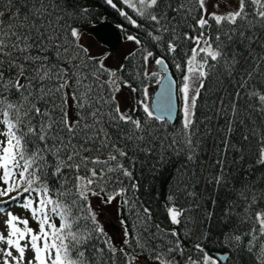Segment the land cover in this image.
Wrapping results in <instances>:
<instances>
[{
  "label": "snow or ice",
  "instance_id": "obj_1",
  "mask_svg": "<svg viewBox=\"0 0 264 264\" xmlns=\"http://www.w3.org/2000/svg\"><path fill=\"white\" fill-rule=\"evenodd\" d=\"M103 3L138 30L117 25L138 46L125 57L131 69L109 68L107 55L80 43L92 14L87 0H0V264H264V0H225L232 10L224 13L217 0ZM213 77L220 87L205 106L216 109L217 132L224 121L227 135L217 143L206 127L208 155L198 125L214 117L197 119V109ZM153 80L160 91L149 104ZM122 87L143 99L121 110ZM175 100L180 124L171 127ZM137 167L153 175L172 168L165 208L173 225L200 207L201 182L205 192L213 186L212 204L222 208L212 254L207 230L189 248L175 229L154 222L138 195ZM181 195L193 198L188 209L177 208ZM90 197L102 204L119 197L127 210L132 223L120 220L119 247Z\"/></svg>",
  "mask_w": 264,
  "mask_h": 264
},
{
  "label": "trees",
  "instance_id": "obj_2",
  "mask_svg": "<svg viewBox=\"0 0 264 264\" xmlns=\"http://www.w3.org/2000/svg\"><path fill=\"white\" fill-rule=\"evenodd\" d=\"M87 3L92 7V14L88 19V22L85 25V28L88 29V27L92 26L95 23H98L103 20L111 21L114 25H123V28L127 30L130 34H137L138 30L133 28L130 24L127 23L122 17L119 16V14L113 10L110 6L103 3V0H87ZM114 3H117L118 7H123L119 0H114ZM125 11H128L130 15H134L131 13V10L125 8ZM134 18H137L134 16ZM139 19V18H137ZM122 35H125L124 31H122L121 28H119ZM145 43L148 44V41L145 40ZM149 47H151L150 44H148ZM138 46H136L134 49H132L129 53L137 51ZM127 53L123 60L122 64H124L127 68L131 69L132 65L129 64V62L125 59L129 55ZM140 61L139 53H137V57L133 60V64H136ZM169 71L172 75V77L179 83L180 81V73L177 72V70L169 63ZM127 78V73L124 74ZM133 86H138L139 82L135 80L134 78L130 81ZM147 83V81H146ZM156 86V84H155ZM206 87L209 89L208 91L204 92L202 95V98L198 101V109H197V119L203 118L205 115H211L214 118L208 122L207 125L201 124L198 125L200 127V131L202 135H205L206 137V147L205 151L208 153V155L212 154L213 147H212V140L210 138H207L206 133V127L211 128V136L215 137L217 143H219L220 140H222L226 135L227 132L225 129V122L221 121V131L217 132V112L216 109L211 108V105L205 106L206 100H211L215 98V90L220 87V85L217 83V78L213 77L212 79L208 80L206 83ZM224 87H227L225 85ZM134 99L140 98L143 99L142 94L139 93H133ZM220 95H223V91L219 93ZM178 104H180L179 100ZM135 102V100H134ZM150 104V103H149ZM141 115H143L141 110ZM253 118H256L253 114ZM258 119V118H256ZM174 124L170 125L171 127H178L180 124V113L177 112L176 119H174ZM234 140L239 139V131L232 137ZM229 160L232 159V156L229 155ZM205 163H207V160H205ZM238 167V165L236 166ZM141 172L143 175H141ZM172 168L171 167H161L160 170L153 175L150 173L148 167H145L143 169L137 167L136 169V175L137 178L140 180L141 183V190L138 193V195L141 197L142 200L148 201L149 205L151 207L152 213H153V219L154 222L159 223L163 228L166 229H175L179 234L181 240L186 243L189 248L191 247L192 243H195L197 241V235L199 233H203L206 230L210 233V242H205L207 247L206 251H209L210 254L214 252L216 248L219 247V245L215 244L214 242L218 238V234L221 231L220 225L217 223V217L220 215L222 204L220 201H217L216 205L212 204V199L217 196V192L214 190L212 185L207 186V191L205 192L204 184L203 182L200 183V185L197 187V191L199 193V196L196 200V203L200 205V207L195 208L194 211H186L183 216H181L179 219L181 220V223L178 225H173L170 222V219L167 216L165 205L167 203L166 196L174 191V184L175 182L172 181ZM205 176L208 175L207 170H205L204 173ZM170 182L173 184V187L170 188L169 184ZM192 183H195V177L192 179ZM120 201V198L118 197V203ZM193 198L192 197H186V196H179L176 201L177 208H185L188 209L189 206L192 204ZM170 206V204L168 205ZM203 210V214H202ZM13 211L19 212L18 208H13ZM207 212L214 213L213 219L209 221L207 219ZM118 219L119 222L122 218L127 219L129 227L131 226L132 220L131 217L127 215V210L122 208L120 203L118 204ZM20 215L23 216L24 213L20 212ZM189 217H191V221H189ZM203 221V223H201ZM56 223L59 224V221L56 220ZM123 230V229H122ZM191 232L190 237H186V232ZM120 245H117L119 247Z\"/></svg>",
  "mask_w": 264,
  "mask_h": 264
},
{
  "label": "rangeland",
  "instance_id": "obj_3",
  "mask_svg": "<svg viewBox=\"0 0 264 264\" xmlns=\"http://www.w3.org/2000/svg\"><path fill=\"white\" fill-rule=\"evenodd\" d=\"M220 3L219 12L224 13L232 10L227 6L225 0H217ZM233 6L238 4V0H230ZM208 11L212 12L214 9L209 5ZM80 43L85 47H88L92 55L103 58L107 55V59L104 61L105 64L111 69H118L122 64L124 56L129 53L136 45L127 41L125 35H121L119 45L110 49L98 42L91 32L85 28ZM151 70L159 71V68L155 66L154 62L151 65ZM155 81L153 80L149 86V92L152 94L153 89H155ZM116 103L119 104L121 110H126L134 104V94L130 88L122 87L120 92L115 93ZM151 99V98H150ZM150 99L146 101L149 103ZM69 108H71V100L69 99ZM91 204L94 210L98 214L100 222L105 226V231L112 238L116 245H121L123 239L122 226L118 219V197L117 200L111 204H102L98 197H90ZM171 206V205H170Z\"/></svg>",
  "mask_w": 264,
  "mask_h": 264
},
{
  "label": "water",
  "instance_id": "obj_4",
  "mask_svg": "<svg viewBox=\"0 0 264 264\" xmlns=\"http://www.w3.org/2000/svg\"><path fill=\"white\" fill-rule=\"evenodd\" d=\"M88 29H89L88 31L91 32V34L96 39H98V42L100 44L110 49H114L119 45L121 39L120 30L114 24H112L111 21L109 22L107 20H103V21L100 20V22L93 24L92 26L88 27ZM159 91H160V86L156 84V87L151 94L150 104L152 103L153 100L156 99V96L159 93ZM174 103L176 104V108H174L172 112L173 120L176 119V115L178 112L177 100H175Z\"/></svg>",
  "mask_w": 264,
  "mask_h": 264
}]
</instances>
